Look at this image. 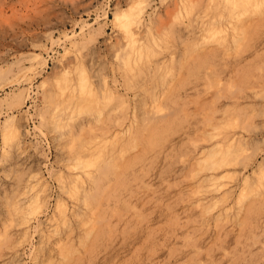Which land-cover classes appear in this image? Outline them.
Returning a JSON list of instances; mask_svg holds the SVG:
<instances>
[{
	"label": "rangeland",
	"instance_id": "rangeland-1",
	"mask_svg": "<svg viewBox=\"0 0 264 264\" xmlns=\"http://www.w3.org/2000/svg\"><path fill=\"white\" fill-rule=\"evenodd\" d=\"M222 2L0 0V264H264V189L238 199L264 158V4L203 41ZM79 70L88 99L70 95Z\"/></svg>",
	"mask_w": 264,
	"mask_h": 264
},
{
	"label": "bare ground",
	"instance_id": "bare-ground-1",
	"mask_svg": "<svg viewBox=\"0 0 264 264\" xmlns=\"http://www.w3.org/2000/svg\"><path fill=\"white\" fill-rule=\"evenodd\" d=\"M185 1V0H184ZM190 1H193V0H190ZM222 3H231V5H229V6H234V7H232V8H229L228 10H227V14L226 15H224L225 16V18H223L222 20L224 21V22H227L226 24H225V26H223V27H221V29L218 31V32H216L215 30H213V29H205V31H204V33H199V37L200 38H202L203 39V41H205L204 39H206V38H211V37H218V35H220V36H223V38L224 39H226L227 37H229L230 38V36L232 37V35L236 32V30L238 29V26H237V24H235V22H237V21H240L243 17H242V15L243 14H246L247 12L249 13L250 12V14H251V7H248V6H257L256 8H258V9H260V7H261V5L262 4H264V0H220ZM183 2V1H182ZM208 3H210V1L208 2ZM134 4V3H133ZM174 3L172 2V5H173ZM221 5V4H220ZM225 5H227V4H224V5H222V6H225ZM137 6V5H136ZM165 6V5H164ZM163 6V7H164ZM211 6H212V4H211ZM170 7V6H169ZM178 7V6H177ZM238 7H240V8H238ZM132 8V7H131ZM165 8V7H164ZM175 9V8H174ZM258 9H257V11L256 12H260V11H258ZM262 9V8H261ZM149 10V9H148ZM164 10H166V9H164ZM194 10V9H193ZM223 10V9H222ZM221 10V11H222ZM256 10V9H255ZM264 10V9H263ZM168 11H170V10H168ZM168 11H166V12H168ZM192 11V10H191ZM190 11V12H191ZM204 11H206V10H204ZM138 14V13H137ZM220 14V13H219ZM221 14H223V13H221ZM261 14V13H260ZM263 14H264V12H263ZM249 15V14H248ZM255 15V14H254ZM253 15V16H254ZM103 16V15H102ZM137 16V15H136ZM168 16V15H167ZM264 16V15H263ZM146 17V16H145ZM242 17V18H241ZM1 18H3L2 16H1ZM161 18V17H160ZM205 18H206V16H205ZM217 18V17H216ZM247 18V17H246ZM257 18V17H256ZM5 19V18H4ZM141 18H139L138 20L139 21H141L140 20ZM207 19V18H206ZM248 19V18H247ZM126 20H128L129 21V23L130 22H132V20L130 19V18H127ZM218 20V19H217ZM6 21V20H5ZM5 21H4V23H5ZM148 21V20H147ZM244 21V20H243ZM113 22L114 23H116V25H118L119 26V28L120 29H128V28H130L129 27V25H128V27H127V25H122L121 23H120V20H119V18H118V16L116 15L115 17H114V19H113ZM151 22V19H149V22H148V24ZM161 22V21H160ZM242 22V21H241ZM238 23V22H237ZM252 23V22H251ZM240 24V23H239ZM249 24V23H248ZM161 25H163L164 27H165V25H164V22H163V24H161ZM240 25H242L243 26V24L241 23ZM147 26H149V25H147ZM162 26V27H163ZM216 26V25H215ZM176 27V26H175ZM168 28V27H167ZM245 28V27H244ZM216 29V28H215ZM243 29V28H242ZM142 30V29H141ZM197 30V29H196ZM248 30V29H247ZM198 31V30H197ZM73 32V31H72ZM179 32H181V31H179ZM187 32V31H186ZM189 32V31H188ZM217 34V35H216ZM247 34V33H246ZM118 35V34H117ZM245 35V34H244ZM69 36V35H68ZM131 36H133V33H132V35H130L129 34V36L127 37V40H131ZM185 36V35H184ZM220 36H219V38H220ZM74 36L73 35H71L70 36V38H73ZM75 37H76V35H75ZM69 38V39H70ZM115 38V37H114ZM238 38V37H237ZM66 39V38H65ZM67 39H68V37H67ZM105 39H107V38H105ZM190 39V38H189ZM188 39V40H189ZM71 40V39H70ZM115 39H113V41H114ZM185 40H187V39H185ZM201 40V39H200ZM240 40V39H239ZM72 41V40H71ZM193 41H195V40H193ZM202 41V40H201ZM243 41V40H242ZM120 42V41H119ZM179 42V41H178ZM217 42H215L214 44H216ZM227 43V42H226ZM241 43V42H240ZM199 44H201V43H199ZM198 44V45H199ZM122 46V45H121ZM170 46V45H169ZM192 46V45H191ZM210 46V45H209ZM204 47V46H203ZM238 47V46H237ZM188 48V47H187ZM262 48V47H261ZM200 49V48H199ZM209 49V48H208ZM115 50V49H114ZM113 50V51H114ZM169 50V49H168ZM234 50H236V49H234ZM112 51V52H113ZM146 51V50H145ZM164 51V50H163ZM170 51V50H169ZM188 51V50H187ZM201 51V50H200ZM127 54H126V56L123 58L124 59V62L127 64H129V67L130 68H133L132 67V64H134L135 62L137 63V57H138V55L135 53V55L137 56V57H135L134 58V56L133 57H131V55H130V51H125ZM133 52H135V49H133ZM185 52V51H184ZM139 53V52H138ZM188 53H189V51H188ZM192 53H194V51H192ZM197 53H199V52H197ZM227 53H228V51H227ZM113 54V53H112ZM145 54V53H144ZM221 54H223V52L221 53ZM226 54V53H225ZM229 54H231L230 52H229ZM179 55V54H178ZM184 55V54H183ZM192 55V54H191ZM62 56V55H61ZM146 56V55H145ZM193 56V55H192ZM203 56V55H202ZM71 57V56H70ZM154 57V56H153ZM29 58V57H28ZM65 58V57H64ZM171 58V57H170ZM174 58V57H173ZM36 60H37V58H35ZM86 59V58H85ZM94 59V58H93ZM155 59V58H154ZM191 59V58H190ZM44 60V61H43ZM150 60V59H149ZM148 60V61H149ZM156 60V59H155ZM170 60V59H169ZM172 60V59H171ZM38 62V64H45V59H42V60H37ZM142 61V60H141ZM146 60H144V62H145ZM179 61V60H178ZM183 61V60H182ZM143 63V62H142ZM157 63V62H156ZM169 63H170V61H169ZM167 64H168V62H167ZM68 65V64H67ZM144 65V64H143ZM156 65V64H155ZM124 66V65H123ZM122 66V67H123ZM141 66V65H140ZM178 66H182V65H178ZM184 66H185V64H184ZM157 67V66H156ZM38 68V67H37ZM60 68H62V67H60ZM71 68V67H70ZM165 68H167V67H165ZM171 68H172V65H171ZM63 69V68H62ZM100 69V68H99ZM121 69V68H120ZM155 69V68H154ZM160 69V68H159ZM168 69V68H167ZM181 69H183L182 67H181ZM256 69V68H255ZM38 70V69H37ZM64 70V69H63ZM80 70H82V69H80ZM79 70V73L78 72H76V74L78 73L79 75V84H78V87L76 88L77 89V92H75V88L73 89V86L72 87H70V95L73 97V96H77V98H78V100L80 99V100H83V99H88V96H90V95H93L94 94V91L91 89V88H89L90 86H88L87 85V81H86V78H85V76L84 75H86V73H85V71H84V73L82 72V71H80ZM139 70V69H138ZM161 70V69H160ZM164 70H166V69H164ZM182 71V70H181ZM54 72V71H53ZM137 72V71H136ZM167 72V71H166ZM165 72V73H166ZM62 73V72H61ZM66 73V72H65ZM164 73V74H165ZM170 73V72H169ZM174 73V72H173ZM180 73H182V72H180ZM25 74V73H24ZM84 74V75H83ZM158 74V73H157ZM162 74V73H161ZM163 74V75H164ZM65 75V74H64ZM150 75V74H149ZM159 75V74H158ZM182 76V74H179V76ZM19 76V75H18ZM72 76V75H71ZM121 76V75H120ZM178 76V75H177ZM176 76V77H177ZM178 76V77H179ZM180 76V77H181ZM62 77V76H61ZM139 77V76H138ZM163 77V76H162ZM161 77V78H162ZM165 77H166V75H165ZM63 78H65L64 79V81L63 82H61L60 84H63L64 83V85L62 86V90L63 91H65V89H67V87L69 86L68 85V83H69V78L66 76V77H63ZM121 78V77H120ZM91 79V78H90ZM105 79V78H104ZM173 79V78H172ZM70 80H72L71 79V77H70ZM100 80V79H99ZM145 81V80H144ZM178 81V80H177ZM46 82H48V81H46ZM45 82V83H46ZM77 82V81H76ZM113 82H115V81H113ZM171 82H174V81H171ZM42 84H44V82L42 81L41 82ZM98 83V82H97ZM116 83V82H115ZM70 84V83H69ZM111 84V83H110ZM150 84V83H149ZM160 84V83H159ZM169 84H171V83H169ZM120 85V84H119ZM122 85V84H121ZM161 85V84H160ZM111 86V85H110ZM118 86V85H117ZM116 86V87H117ZM151 86H152V84H151ZM168 86V85H167ZM54 87H56V86H54ZM60 88H61V85L59 86ZM97 87V86H96ZM169 87V86H168ZM241 88V87H240ZM48 89V88H47ZM152 89V88H151ZM166 89V88H165ZM169 89V88H168ZM221 89V87L218 89V90H220ZM58 90H59V88H58ZM111 90V89H110ZM60 91V90H59ZM68 92V91H67ZM75 92V93H74ZM118 92V91H117ZM232 92V91H231ZM260 92V91H259ZM157 93V92H156ZM217 93H218V91H217ZM219 93H220V91H219ZM218 93V94H219ZM162 94H166V93H162ZM207 94H208V92H207ZM62 95V94H61ZM145 95V94H144ZM153 95V94H152ZM250 95V94H249ZM130 96V95H129ZM155 96V95H154ZM27 97V96H26ZM61 97V96H60ZM95 97V96H94ZM138 97V96H137ZM163 97V96H162ZM28 98V97H27ZM100 98V97H99ZM148 98V97H147ZM228 98V97H227ZM91 100V99H90ZM93 100H95L96 101V99L94 98ZM211 100V99H210ZM71 101H73V100H71ZM92 101V100H91ZM136 101V100H135ZM142 101V100H141ZM213 102V101H212ZM95 103V102H94ZM93 103V104H94ZM97 103V102H96ZM104 103H106V102H104ZM104 103H99V105H100V107H102V104H104ZM158 103H159V101H158ZM210 103V102H209ZM232 103V102H231ZM60 104V103H59ZM83 104V103H82ZM199 104V103H198ZM223 104V103H222ZM94 105H96V104H94ZM98 103H97V107L96 106H94V108H93V106H92V103H91V107H92V109H95L96 110V108H98ZM63 106V105H62ZM77 106H79L78 104H77ZM83 106V105H82ZM81 106V107H82ZM163 106V105H162ZM242 106V105H241ZM90 107V108H91ZM104 107V106H103ZM123 107V106H122ZM133 107V106H132ZM131 107V108H132ZM55 108V107H54ZM78 108V107H77ZM77 108H76V111H77ZM153 108V107H152ZM196 108V107H195ZM194 108V109H195ZM228 108V107H227ZM230 108V107H229ZM83 109H84V107H83ZM123 109V108H122ZM197 109V108H196ZM195 109V110H196ZM226 109V108H225ZM91 110V109H90ZM98 110V109H97ZM143 110V109H142ZM174 110V109H173ZM232 110V109H231ZM234 110V109H233ZM260 110H262V109H260ZM52 111V110H51ZM71 111V110H70ZM151 112H152V110H150ZM169 111V110H168ZM194 111V110H193ZM55 112V111H54ZM56 112H57V110H56ZM75 112V111H74ZM100 112V111H99ZM204 112H206V111H204ZM224 112H226L225 110H224ZM260 112V111H259ZM141 113H142V115H143V111H141ZM140 113V114H141ZM153 113V112H152ZM151 113V114H152ZM163 113V112H162ZM164 113H166V112H164ZM170 113V112H169ZM235 113V112H234ZM233 113V114H234ZM69 114H71V113H69ZM134 114V113H133ZM145 114V113H144ZM155 114V113H154ZM223 114V113H222ZM53 115V114H52ZM139 115V114H138ZM148 115H150V114H148ZM135 116V115H134ZM157 116V115H156ZM159 116H161V115H159ZM164 116V115H163ZM168 115H166V117H167ZM68 117V116H67ZM158 117V116H157ZM50 118V117H49ZM52 118V117H51ZM74 118V117H73ZM82 118V117H81ZM148 119H151L152 118V115H151V118L150 117H147ZM154 118V117H153ZM205 118V117H204ZM11 119V118H10ZM10 119H6V121L4 122V125H3V129H4V140H8V136H9V134L8 133H10V131L12 132V130H14V132H16L17 130H16V127L14 126V124L13 123H11V121H10ZM71 119V118H70ZM134 119V118H133ZM148 119H142V120H147L148 121ZM228 119H229V117H228ZM97 120H99L98 118H97ZM217 120H219V119H216V121ZM67 122V121H66ZM96 122V121H95ZM98 123L100 122V120L99 121H97ZM103 122V121H102ZM129 122V121H128ZM220 122H222V121H220ZM230 122H232V121H230ZM237 122V121H236ZM226 123V122H225ZM228 123H229V121H228ZM230 124V123H229ZM23 125V124H22ZM137 126V125H136ZM147 126V125H146ZM205 126V125H204ZM226 126V125H225ZM135 127V126H134ZM214 127V126H213ZM140 128V127H139ZM207 129V128H206ZM38 130V129H37ZM100 130V129H99ZM123 130V129H122ZM133 130V129H132ZM135 130V129H134ZM137 130V129H136ZM146 130V129H145ZM205 130V129H204ZM217 130V129H216ZM143 131V130H142ZM22 132V131H21ZM143 132H145V131H143ZM142 132V133H143ZM200 132H201V129H200ZM216 132V131H215ZM124 133V132H123ZM199 133V132H198ZM202 133V132H201ZM211 133V132H210ZM213 133V132H212ZM219 133V132H218ZM105 134V133H104ZM128 134V133H127ZM131 134H132V132H131ZM235 134V133H234ZM120 135V134H119ZM200 135H202V134H200ZM220 135V134H219ZM122 136V135H121ZM124 136V135H123ZM143 136V135H142ZM216 136V135H215ZM214 136V137H215ZM231 136V135H230ZM10 137V136H9ZM120 137V136H119ZM210 137V136H209ZM221 137V136H220ZM83 138H85V137H83ZM88 138V137H87ZM114 138V137H113ZM134 138V137H133ZM144 138V137H143ZM229 138V137H228ZM238 138V137H237ZM131 139V138H130ZM230 139V138H229ZM90 140V139H89ZM114 141V140H113ZM129 141V140H128ZM132 141V140H131ZM134 141H135V139H134ZM232 141V140H231ZM212 142V141H211ZM216 142V141H215ZM132 143V142H131ZM218 143H220V142H218ZM221 143H223V142H221ZM219 144V145H222V144ZM228 143V142H227ZM227 143H225L226 144V146H227ZM115 144V143H114ZM113 144V145H114ZM136 144V143H135ZM216 144V143H215ZM211 145L212 147L210 148V147H208V148H210L209 150H213V147L214 146H216V145ZM229 144H231V143H229ZM236 144V143H235ZM125 145H127V144H125ZM129 145V144H128ZM218 145V146H219ZM240 145V144H239ZM136 146V145H135ZM138 146V145H137ZM65 147V146H64ZM132 148V147H131ZM135 148V147H134ZM224 148H226V147H224ZM231 148V147H230ZM89 149H91V148H88V151H89ZM94 149V148H93ZM219 149H220V147H219ZM130 150V149H129ZM132 150V149H131ZM205 150V149H204ZM208 150V149H207ZM209 150H208V152H209ZM230 150V149H229ZM87 151V150H86ZM216 151H218L217 149H216ZM220 151V150H219ZM236 151V150H235ZM82 152V151H81ZM80 152V153H81ZM85 152V151H84ZM83 152V153H84ZM100 152V150H94V151H90L89 153H92V154H94V155H96L97 157H98V155L100 154L99 153ZM227 152H228V150H227ZM227 152L225 151V154H227ZM230 152H232V151H230ZM212 153V156L214 155L213 154V152H211ZM222 153H224V149L222 150V152L221 153H219V154H221L222 155ZM68 154V153H67ZM127 154V153H126ZM129 154V153H128ZM225 154H224V158H225ZM230 154V153H229ZM241 154V153H240ZM122 155V154H121ZM197 155H200V154H197ZM210 154L208 153V158L209 157H212V156H209ZM220 155V156H221ZM228 155V154H227ZM239 155V154H238ZM79 156V155H78ZM119 156V155H118ZM205 156H206V158H207V155L205 154ZM215 156H217V155H215ZM229 156V155H228ZM219 157V156H218ZM76 158H77V156H76ZM80 159H81V157H79ZM99 158V157H98ZM101 158V157H100ZM121 158V157H120ZM206 159V162L205 163H207L208 162V160L210 159ZM213 158V157H212ZM222 158H223V156H222ZM221 158V159H222ZM223 158V159H224ZM237 158V157H236ZM123 159V158H122ZM215 159V158H214ZM219 160H220V162H221V159H220V157L218 158ZM227 159V158H226ZM241 159V158H240ZM82 160V159H81ZM84 160V159H83ZM119 160V159H118ZM197 160H199V159H197ZM196 160V161H197ZM204 160L205 159H203V160H201L202 162H204ZM219 160L217 161H215V160H213L212 159V162L211 163H214V162H218V163H220L219 162ZM121 161V160H120ZM124 161V160H123ZM193 161H195V160H193ZM234 161H236V160H234ZM95 162V161H94ZM103 162H105V161H103ZM126 162V161H125ZM192 162V161H191ZM74 163V162H73ZM91 163H93V162H90V160L88 159V160H84L83 162L82 161H80L79 162V165H81V167L83 166V167H85V168H87L88 170H90L89 169V166L91 165ZM190 163V162H189ZM209 163V162H208ZM222 163V162H221ZM75 164V163H74ZM78 164V163H77ZM95 164V163H94ZM198 164H200V163H198ZM202 164V163H201ZM232 164V163H231ZM234 164H236V163H234ZM93 165V164H92ZM118 165V164H117ZM116 165V166H117ZM197 165V164H196ZM198 166V165H197ZM222 166V165H221ZM221 166H218V164H216V165H211L210 166V168L208 169V170H210V171H212V170H216L217 168H221ZM223 166H225V165H223ZM223 166H222V168H223ZM226 166H227V164H226ZM122 167H123V165H122ZM199 167H201V166H199ZM208 167V166H207ZM70 168V167H69ZM72 168V167H71ZM78 168V167H77ZM84 168V169H85ZM115 168V167H114ZM202 168V167H201ZM250 168H252L251 169V176H253L254 175V180H253V182L254 183H249V181H250V179H248V176L249 175H244L243 176V178H242V181H241V183L240 184H242V185H240V192H239V195H238V199H240L239 201H241V202H243V200L246 198V196H249V195H255V194H257L258 192H260V191H262L263 189H264V185H263V183L261 182V181H263V180H261L260 181V179H262V178H264V158L261 160V161H259V163H258V165H257V163L255 164V165H251L250 166ZM258 168V169H257ZM81 169V168H80ZM116 169V168H115ZM198 169V168H197ZM78 170V169H77ZM87 170V171H88ZM206 170V169H205ZM84 171V170H83ZM86 171V170H85ZM91 171V170H90ZM199 172L201 171V170H198ZM209 171V172H210ZM193 172H195V171H193ZM227 173H230V171H226ZM239 172H240V170H239ZM242 172V171H241ZM77 173V172H76ZM75 173V174H76ZM205 173V172H204ZM216 173V172H215ZM74 174V175H75ZM90 174V173H89ZM218 174V173H217ZM193 175V174H192ZM205 175V174H204ZM214 174H213V172H210L209 174H208V177L207 178H209V180L211 179L210 177H212ZM220 175V174H219ZM225 175V174H224ZM224 175H221V176H224ZM80 176V175H79ZM199 176V175H198ZM221 176H219L220 178L219 179H221ZM81 177V176H80ZM79 177V179H82V178H80ZM196 177V176H195ZM225 177V176H224ZM232 176L230 175V177H229V179L231 178ZM203 178V177H202ZM76 179V178H75ZM214 179V178H213ZM212 179V180H213ZM189 180V179H188ZM196 180H198L197 178H196ZM223 180V179H222ZM194 181V180H193ZM206 181V180H205ZM190 182V181H189ZM198 182V181H197ZM197 182H195V183H197ZM210 182H211V180H210ZM261 182V183H260ZM98 183V182H97ZM190 183H192L191 184V186L192 185H194L193 184V182L191 181ZM111 184V183H110ZM188 186V185H187ZM206 186H208V184H206ZM194 187V186H193ZM210 187H211V185H210ZM221 187V186H220ZM107 188V187H106ZM204 188H205V186H204ZM207 188V187H206ZM219 188V187H218ZM217 188V189H218ZM106 190V189H105ZM216 190V189H215ZM238 191V190H237ZM225 192V191H224ZM236 192V191H235ZM194 193V192H193ZM191 194V193H190ZM193 196V195H192ZM232 196V195H231ZM256 196H259V195H256ZM255 196V197H256ZM261 196V195H260ZM77 197V196H76ZM102 198V197H101ZM222 198H224V197H222ZM259 198V197H258ZM195 199H197V197L196 198H194L192 201H194L195 202ZM207 199V198H206ZM205 199V200H206ZM248 199V198H247ZM77 200V199H76ZM101 200V199H100ZM222 200V199H221ZM237 200V199H236ZM199 201V200H198ZM238 201V200H237ZM236 201V202H237ZM142 202V201H141ZM194 202H191V203H194ZM214 202H215V200H214ZM213 203V202H212ZM217 203V202H216ZM219 203V202H218ZM230 203V202H229ZM246 203V202H245ZM194 204H196V203H194ZM213 204H215V203H213ZM190 205V204H189ZM192 205V204H191ZM237 205H238V203H237ZM182 206V205H181ZM209 206V205H208ZM228 206H230V205H228ZM227 206V207H228ZM241 207L243 206V204L242 205H240ZM245 206V205H244ZM244 206H243V208H244ZM56 207V206H55ZM85 207V206H84ZM87 207V206H86ZM187 207V206H186ZM191 207H193V206H191ZM198 207V206H197ZM99 208V207H98ZM98 208H96V210L95 211H97V209ZM201 208H202V206H201ZM208 208H211L212 209V205L210 206V207H208ZM208 208H206V210L208 209ZM230 208H231V206H230ZM229 208V209H230ZM232 208H233V206H232ZM77 209V208H76ZM236 209H238V208H236ZM226 210V209H225ZM95 211H94V213H95ZM205 211V210H204ZM204 211H203V213H204ZM239 211L240 212H242L241 210H240V208H239ZM68 212V211H67ZM206 212V211H205ZM219 212V211H218ZM217 212V213H218ZM240 212L238 213V216H239V214H240ZM58 215V214H57ZM211 215V214H210ZM218 215H220V214H217V216ZM241 215V214H240ZM68 216V215H67ZM90 216V215H89ZM226 216V215H225ZM227 216H228V214H227ZM69 217V216H68ZM94 217H95V215H94ZM94 217H92V218H94ZM98 217V216H97ZM222 217H223V215H222ZM230 217V216H229ZM228 217V218H229ZM241 217V216H240ZM85 218V217H84ZM216 218V217H215ZM234 218H235V216H234ZM238 218V217H237ZM218 219V218H217ZM244 219V218H243ZM223 220V219H222ZM236 221V220H235ZM64 222V221H63ZM232 222V221H231ZM35 223V222H34ZM88 223H90V222H88ZM238 223H239V221H238ZM238 223H236V224H238ZM130 224V223H129ZM85 225V224H84ZM90 226V225H89ZM96 226V225H95ZM240 226V225H239ZM35 227V226H34ZM87 227H88V225H87ZM206 227V226H205ZM233 227H234V225H233ZM92 228V227H91ZM90 228V229H91ZM213 228V227H212ZM240 228V227H239ZM33 229H36V228H33ZM86 229V228H85ZM92 229H95V227L94 228H92ZM30 230V229H29ZM43 230V229H42ZM84 231V230H83ZM237 231V230H236ZM87 232V231H86ZM216 232V231H215ZM84 234H87V233H85V232H83ZM104 233V232H103ZM47 235V234H46ZM84 236V235H83ZM177 236V235H176ZM178 238V237H177ZM82 239H85V237L84 238H82ZM164 239V238H163ZM211 239V238H210ZM165 240V239H164ZM81 241V240H80ZM86 241V240H85ZM109 241V240H108ZM88 242V241H87ZM89 243V242H88ZM82 244V243H81ZM80 245V244H79ZM84 246V245H83ZM185 246V245H184ZM86 247V244H85V246H84V248ZM144 247V246H143ZM87 248V247H86ZM85 248V249H86ZM75 248H73L72 250H74ZM66 250V249H65ZM77 250V249H76ZM84 250V249H83ZM85 251V250H84ZM64 252V251H63ZM73 252V251H72ZM77 253H78V251H76ZM31 253V252H30ZM64 253H67L66 251L64 252ZM63 254V253H62ZM10 255V254H9ZM61 255V254H60ZM68 255V254H67ZM80 255V254H79ZM63 256H64V254H63ZM66 256V255H65ZM72 256V255H71ZM81 256V255H80ZM8 257V256H7ZM62 257V256H61ZM82 257V256H81ZM55 258V257H54ZM63 258V257H62ZM71 258V257H70ZM72 258H73V256H72ZM65 259V258H64ZM67 259H69V258H67ZM254 259V258H253ZM60 260V259H59ZM71 260V259H70ZM87 260V259H86ZM226 260V259H225ZM61 261H62V259H61ZM64 261V260H63ZM60 262V261H59ZM70 262V261H69ZM69 262H68V264H69ZM184 262H186V261H184ZM71 263V262H70ZM182 263V262H181ZM54 264V263H53ZM61 264V263H60ZM67 264V263H66ZM113 264V263H112Z\"/></svg>",
	"mask_w": 264,
	"mask_h": 264
}]
</instances>
